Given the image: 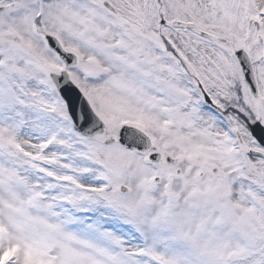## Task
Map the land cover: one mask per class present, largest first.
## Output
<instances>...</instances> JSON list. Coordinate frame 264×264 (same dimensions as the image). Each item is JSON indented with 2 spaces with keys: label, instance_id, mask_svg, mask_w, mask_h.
I'll return each instance as SVG.
<instances>
[{
  "label": "snow or ice",
  "instance_id": "snow-or-ice-1",
  "mask_svg": "<svg viewBox=\"0 0 264 264\" xmlns=\"http://www.w3.org/2000/svg\"><path fill=\"white\" fill-rule=\"evenodd\" d=\"M0 264H264V0H0Z\"/></svg>",
  "mask_w": 264,
  "mask_h": 264
}]
</instances>
